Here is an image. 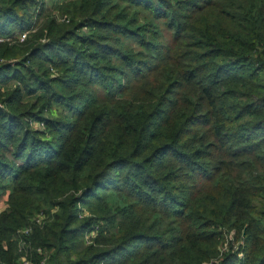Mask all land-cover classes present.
I'll return each instance as SVG.
<instances>
[{"label": "trees", "instance_id": "1", "mask_svg": "<svg viewBox=\"0 0 264 264\" xmlns=\"http://www.w3.org/2000/svg\"><path fill=\"white\" fill-rule=\"evenodd\" d=\"M0 38V264H264V0H0Z\"/></svg>", "mask_w": 264, "mask_h": 264}, {"label": "rangeland", "instance_id": "2", "mask_svg": "<svg viewBox=\"0 0 264 264\" xmlns=\"http://www.w3.org/2000/svg\"><path fill=\"white\" fill-rule=\"evenodd\" d=\"M37 1H39V3H41L42 1H46L48 3L49 7H51V5L53 4V0H37ZM65 1H67V0H61V2H65ZM68 1H70V0H68ZM143 13L146 14L149 19L154 18L153 16L150 15V13L148 11H143ZM56 16L58 19H62V20L65 19V16L61 17L62 15L58 11L56 12ZM157 23L159 24L160 31L162 33V41L166 44H169L171 42V39H172V35H173L172 32L165 27L164 21H159ZM85 31H87V30H85ZM23 35H22L23 37L21 36L20 41H24L26 36H27L26 34H23ZM0 39H2V38H0ZM15 60L14 59L12 60L13 63L15 62ZM17 84L18 83L16 81H11L10 84H8V85H0V90L5 91V90H8L10 88H14V87H16ZM101 94H102V92H101ZM61 112L67 113V111H65L64 107L61 109L53 108V110H52V113L54 116H59ZM29 125H30V127H32L35 130H39V131H45L46 130L45 126L41 122L31 121L29 123ZM8 193H9L8 191L6 193H2L0 191V211L4 210L8 206V204H7ZM52 212H55V211L52 210ZM85 215L90 216L92 214H91V212H87V213H85ZM40 218H42V217H40ZM94 235H95V232H93V234L87 233L84 236L85 243L88 245L91 244L93 242L92 236H94ZM25 260H26L25 257L22 256L21 260H20V262H22L21 264H25Z\"/></svg>", "mask_w": 264, "mask_h": 264}, {"label": "built area", "instance_id": "3", "mask_svg": "<svg viewBox=\"0 0 264 264\" xmlns=\"http://www.w3.org/2000/svg\"><path fill=\"white\" fill-rule=\"evenodd\" d=\"M23 36H24V35H23ZM23 36H22V37H23ZM0 40H2V39H0ZM27 262H28V261H25V263H27Z\"/></svg>", "mask_w": 264, "mask_h": 264}]
</instances>
